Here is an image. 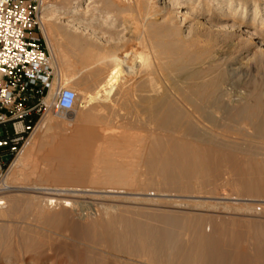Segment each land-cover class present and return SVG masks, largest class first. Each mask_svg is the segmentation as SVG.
<instances>
[{
    "label": "bare ground",
    "instance_id": "1",
    "mask_svg": "<svg viewBox=\"0 0 264 264\" xmlns=\"http://www.w3.org/2000/svg\"><path fill=\"white\" fill-rule=\"evenodd\" d=\"M143 1L144 5L139 1L143 9L141 26H138L143 38L139 44H143L142 49H138L142 52H139L141 58L145 55L147 60L142 65H139L141 62H133L139 45L125 50L126 45L132 42L126 34L129 27H125V20L117 14L121 7L112 6L110 0H71L69 5L50 2L42 7L43 26L52 23L57 27V33L64 35L69 45L75 47L74 50H79L80 62L83 67L85 65L81 75L90 70L87 77H82L77 84L82 90L89 87L86 92L92 89L93 93L88 92L87 96L84 95L85 90L77 93L76 105L82 101L80 105L84 106L91 98L97 106L95 113L100 114L109 111L108 105L123 97L128 114L135 108L133 111L138 118L135 129L138 132L142 131L141 115L147 116L155 129L150 132L152 139L147 145L149 157L146 168L152 180L156 177L157 182L171 185L163 192L196 194L193 190L195 184L192 188L194 182L212 186L221 177L226 179L229 176V180H233L237 176L247 183L244 186L245 183L241 184V180L237 179L242 187L250 183L255 185L256 195L253 189L249 190L256 199L264 192V148L253 147V140L258 143V140L264 141V0ZM111 6L117 9L116 12L109 10ZM202 38H206L207 42L204 49L200 47ZM47 40L53 54V45ZM121 70L126 72L122 75L126 76L123 79V85L128 89L125 93L120 80L118 82ZM235 79H238L237 83ZM74 81L67 80L65 87ZM236 84L247 91L236 96L232 91ZM112 93L115 94L113 98ZM109 118L112 120L111 116ZM50 122L44 125L48 127L46 133L54 129ZM77 123L80 127L79 143L84 151L83 162L88 161L95 147L100 150L122 137L115 133V124L112 127L106 122L101 123L100 117L94 114L82 116ZM107 164L103 171L106 173L104 176L110 179L109 185L116 179L124 178L126 165H117L115 161ZM221 165H230L232 172L225 175ZM242 165L251 168L242 169ZM88 168V165H83L76 178L84 179ZM206 172L211 176L207 177L209 174ZM109 187L89 192L103 198L106 196L99 194H125ZM5 190L41 195L40 199L48 209L61 203L71 208L70 198L83 192L69 191L75 193L64 194L65 200L60 202V199L49 198L59 197L60 191L36 185ZM137 190L148 192L146 188ZM2 205L4 203H0ZM114 205L106 209V215L122 207ZM192 207L200 211L220 208L199 202ZM124 209L119 215L111 214L107 222H102L97 231L95 229L96 232L92 230L95 233L82 232V229L69 233L54 229L51 233L57 238L85 246L82 251L74 247L79 256L77 261L82 264H252L249 248L256 245L257 249L261 247L259 242L264 241V226L261 230L260 225L257 227L263 233L253 231V234L251 226L248 231H243L242 225L234 222L229 228L227 221L203 215H173L145 209L131 212V208ZM16 210L18 206L14 205L11 213ZM5 215L6 212L0 214L4 218ZM57 242L49 245H57ZM59 246L69 248L65 241ZM85 250L94 257L82 256ZM261 255L264 257V254L256 257Z\"/></svg>",
    "mask_w": 264,
    "mask_h": 264
},
{
    "label": "rangeland",
    "instance_id": "2",
    "mask_svg": "<svg viewBox=\"0 0 264 264\" xmlns=\"http://www.w3.org/2000/svg\"><path fill=\"white\" fill-rule=\"evenodd\" d=\"M70 1L71 0H55L53 1V3L69 5ZM101 1L104 2L105 0ZM110 1L112 6H119L121 7V9L117 10L111 6L109 10L113 12H116L117 10V14H121V19L125 20V27H127V29L129 27L126 34L128 37H130L129 39H131L132 42H129L130 44L128 43V45H126L125 50H130L132 47L134 48L135 46L139 45L134 55L135 58H133V62H141V64L139 65H142V63L146 62L145 60H147V57H145L144 55V59L141 58L142 52H140V49H142L143 43H141L140 45L139 40L143 42V38L140 36L141 28L139 29V31L138 26H141L140 15L142 13L144 1L141 0L143 2V5L139 3L140 0ZM140 4L142 7H140ZM127 6L129 7L127 8ZM51 24L52 23L44 24L45 28L44 26L42 27V34L41 36L39 35V37L42 39V42L49 50L51 65L54 69V74L56 75V77H59L62 80L64 87L67 80L75 79L72 84L67 85L65 88L70 89L76 93H81L85 90V93L86 89H88L89 87H86V89L83 88L84 90H82L80 89V85L77 83L79 81L81 82V79H83L82 77H84L85 75V77H87V75L90 73V70H86L87 73L85 71V73H83L82 75L80 74L84 70L85 65L83 67V64L80 62V58L78 55L79 50L77 48L74 50L75 47H71V45H69L68 41L65 39V36L62 35L59 31V33H57V27ZM47 39H49L51 44L53 45V54H51V51L48 48L49 45L47 43ZM206 46V38L200 39V47L204 49L206 48ZM220 49L221 48L219 47V50ZM138 53L140 54V56ZM136 56L138 60L136 59ZM123 72L124 75L126 74L124 70H121L120 73L122 74L119 73L121 76H119L118 79V82L120 80L119 84L120 86L122 85V88L124 87L123 79L126 78V76H122ZM234 81H236L237 83L238 79H235ZM89 85H91V83ZM235 86L234 88H232V91L236 96H240L239 93H245L247 91V89L243 86H239L237 84ZM127 90L128 89L124 87L122 91H124L123 93H125V91ZM88 92L83 94L87 96L88 94L93 93V90L91 89V91ZM236 92L238 93L236 94ZM55 93L56 85L54 84L51 88L49 97L47 98V100L49 99V104L53 101L52 98ZM114 93L116 94L115 91ZM114 93H112L111 98L115 97ZM241 100H239L238 102H240ZM93 101V99L88 98L87 103L84 106L80 105L82 101L79 102V104L76 105L75 110L70 114L57 116L52 110H49L40 115V117L42 116L40 124L37 127L34 135L31 137L29 144L26 146L23 154H21L16 159V164L14 163V165L8 166L6 168V174L0 181V203H4V205L0 206V214L2 212H6L7 214L5 215V218L0 216V264H82L81 262L77 261L79 256L74 251V247H78L82 251L83 249H86L84 248L85 246L81 244L78 245V243L73 241H67L61 238H57V236L53 235L51 231H54V229H62L69 233V231H81L82 229V232L87 231L91 233L93 232V229L94 231L95 229L97 231L102 222H107V220L109 219L108 217L113 216V213L115 215H119L124 208V211H127V209L129 210L131 208V212L133 210L136 211L139 209H145L150 212H165L173 215H203L215 220L217 219L219 221H227L229 228H232V223L238 222L242 225L241 229H244L243 231H248V227L251 226V233L254 234L253 231H255L256 233H261L260 229L262 230L264 226V197L261 198V196H263L264 192L263 194H258V197L256 196V199H259L260 197V200H256L255 196L253 199V193L257 191H254V189L256 188L253 183H248V186L250 187H242V185H240V182L238 181L241 180V178L239 179L237 178V176H235L233 177V180H229V178L231 179V177L227 176L226 179H223V177H221L222 179L217 181V184L214 183L212 186H210V184H203V182L200 183V181L194 182L192 188H194L195 186L198 187H195V189H193L194 191L196 190V194L194 193L187 195H177L171 192H163L164 190L167 191L169 188H171V185L167 184L166 182H157L158 178L156 177H154L156 181L154 179L152 180L151 178L153 177L148 173V168H146L147 158L149 157L147 145L151 141V135L153 133V130L155 129L151 122L148 120V117L144 114L141 115L140 126L142 127V131L138 132L135 129L138 122V118L134 114L135 108H132L134 107L132 106V113L128 114V111H126L127 107H125L127 103H125L126 101L123 97H121L113 105H110L108 103L109 111L100 114H96L97 111L95 113L94 110L97 106L94 105L95 102ZM88 114L97 115V117H100L101 123L105 124L106 122L109 126L113 127V125L115 124V133L122 137H118V141L110 146H105L100 150H97V148L95 147L94 149H92L88 161L83 162L84 151L83 148L80 147L79 143L80 127L77 122L81 119L82 116H86ZM105 114H107V116ZM110 116L112 120H110ZM49 121H52L50 123L53 124L54 129L46 133L48 127L45 128L44 125L49 124ZM8 130L12 134L11 125L8 126ZM151 131L152 133H150ZM253 141L255 142V145L254 142L253 144H251L254 145V148H264V141L260 142V140H258L259 143L256 140ZM109 161H115L117 165L127 166L125 168L124 178L116 179L114 182H112V185H109L110 179L105 177L106 173H104L103 171L106 165H108L107 163ZM83 165H88L89 167L86 172V181L85 178L82 180H78L76 178ZM221 166V169H223L222 171L223 173H225V175L232 172L230 171V165H224V167L223 165ZM242 166L244 167V165ZM246 167L247 168H241H251L248 165ZM207 174V177L211 176L210 173ZM91 177L93 180L91 179ZM105 180L107 181V183ZM91 182L93 183V185ZM117 182H121V184H118ZM242 183L244 184L245 182H242L241 180V184ZM32 185L47 188L52 191H60L58 192L60 194L59 197L49 196V198L54 200L60 199V202H63V200H65V197L63 195L67 194L69 191L80 190L83 192L77 194L79 195L77 197L70 198V202L73 204L71 208H66L61 203V205L57 204L56 207L54 205V207H50L51 209L53 208L51 211L50 208L48 209L43 199H40V197H42L41 195L37 196L30 193H10L5 190L9 187H27ZM246 185L247 183H245L244 186ZM109 186L112 189H117L119 192L124 191L125 194H99L101 196H106V198H103L96 195L95 193L89 192L103 190L104 188L108 189ZM137 188H146L148 192H140L137 190ZM199 188L201 190H199ZM203 188L206 190H204ZM250 188L253 189V193L252 191H250ZM155 190L158 192H156ZM159 191L163 193H159ZM199 191H201V194L198 193ZM204 191L207 194L202 193ZM208 192L211 194H209ZM248 192H251L252 194H249H251L252 196H250ZM58 193L56 192V194ZM69 193L74 194L75 192ZM256 193L254 195H256ZM154 202L158 204L154 206V204H156ZM197 202L206 203L207 205L219 206L220 208L210 211L203 209L201 210L202 212L195 209V211L192 206ZM114 204L118 207L122 205V207L117 208V210L119 209V212L117 210H115L114 212L110 211L108 215H106V209L113 207ZM14 205L18 206V210H16V212L12 214L11 212ZM184 205H189V207H185ZM224 207L229 210L224 211ZM257 226L260 229H258ZM37 234L39 236H37ZM56 240H58V242ZM53 241L57 242V245L55 243L54 246H52L51 244L49 245V243H53ZM63 241L68 243L69 248L63 249L59 246ZM259 244L261 245V247L257 249L256 245V247L252 246V249L249 248V259L251 260L252 264H264V257H262V255L260 258L256 257L260 254H264V241L259 242ZM83 252L84 255L82 256L84 257H94V255H91V253L89 255L87 250ZM86 253H88V255Z\"/></svg>",
    "mask_w": 264,
    "mask_h": 264
},
{
    "label": "built area",
    "instance_id": "3",
    "mask_svg": "<svg viewBox=\"0 0 264 264\" xmlns=\"http://www.w3.org/2000/svg\"><path fill=\"white\" fill-rule=\"evenodd\" d=\"M55 0H0V181L23 154L40 115L75 110L77 93L64 88L42 34V7ZM56 93L48 104L53 85ZM12 127V134L8 126ZM11 157L6 165L4 159Z\"/></svg>",
    "mask_w": 264,
    "mask_h": 264
},
{
    "label": "water",
    "instance_id": "4",
    "mask_svg": "<svg viewBox=\"0 0 264 264\" xmlns=\"http://www.w3.org/2000/svg\"><path fill=\"white\" fill-rule=\"evenodd\" d=\"M10 160H11V157H6V158L4 159L5 164L7 165V164L9 163Z\"/></svg>",
    "mask_w": 264,
    "mask_h": 264
}]
</instances>
